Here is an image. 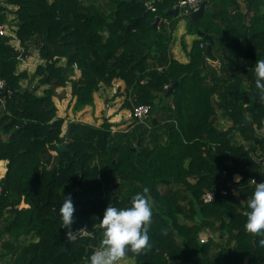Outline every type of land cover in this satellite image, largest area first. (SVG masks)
Listing matches in <instances>:
<instances>
[{
	"label": "trees",
	"instance_id": "16d2710c",
	"mask_svg": "<svg viewBox=\"0 0 264 264\" xmlns=\"http://www.w3.org/2000/svg\"><path fill=\"white\" fill-rule=\"evenodd\" d=\"M146 1L154 5L147 8ZM178 1L104 0L109 11L81 0L0 4V25L6 11L16 21L13 32L0 34V79L2 91L8 90L0 96V173L5 170L0 221L10 214L0 235L12 238L3 244L14 256L11 264H85L99 247L105 208L128 206L144 187L153 201L152 247L139 256L127 255L139 264H199L198 257L200 264H264L261 237L243 227L253 180L233 182V175L243 171L264 176V164L250 155L264 157V136L256 134L264 130V102L253 71L255 62L264 59V0H206L197 19L180 10L167 14ZM156 16L160 20L154 28ZM184 18L181 47L186 51L185 34L203 31L213 40L209 57V40L200 36L187 50V62L174 57L173 33ZM11 33L20 49L10 44ZM31 45L42 62L32 74L17 71ZM219 47H225L221 74L208 68ZM115 79L123 81V90L114 86ZM174 80L178 84L164 97L165 86ZM68 84L73 111L93 105L94 92L104 84L114 86L112 98L125 96L123 108L148 105L149 119L130 118L126 130L116 131L107 119L99 125L69 120L64 137L65 118L57 115L54 97L64 98ZM218 110L231 121L226 129L217 125ZM138 137L140 144L132 150ZM62 142L68 150L59 149ZM258 147L262 153L257 155ZM206 192L214 199L204 201ZM68 194L75 207L73 229L83 226L91 238L65 239L58 203ZM207 227L229 236L234 246L201 241ZM22 236L31 239L22 243Z\"/></svg>",
	"mask_w": 264,
	"mask_h": 264
},
{
	"label": "clouds",
	"instance_id": "9594fccd",
	"mask_svg": "<svg viewBox=\"0 0 264 264\" xmlns=\"http://www.w3.org/2000/svg\"><path fill=\"white\" fill-rule=\"evenodd\" d=\"M255 74V89L259 99L264 102V59L257 60L253 68ZM254 191L247 200V211L244 230L254 237H261L258 241L264 247V179L253 181ZM150 189L144 187L142 192H136L130 198V204L117 208L109 204L99 220L102 230L100 244L92 254L86 258L85 264H121L124 258L132 253L136 256L150 250L149 229L152 223L153 201ZM61 228L65 229V239L71 241L77 233L93 236L86 232L85 227L73 229L75 222V207L71 195L64 196L59 204Z\"/></svg>",
	"mask_w": 264,
	"mask_h": 264
},
{
	"label": "rangeland",
	"instance_id": "374dc122",
	"mask_svg": "<svg viewBox=\"0 0 264 264\" xmlns=\"http://www.w3.org/2000/svg\"><path fill=\"white\" fill-rule=\"evenodd\" d=\"M81 1H82V3L84 5H87V4H89V3L92 2L95 5L102 6L104 10L109 11V9H110V5L107 4V3H105L104 0H81ZM1 3H3V0H0V4ZM3 4H5V3H3ZM6 6L10 10H12V9L15 10L16 9V7L13 6V5L6 4ZM5 17L7 19L6 22L4 24L0 25V34L1 35H6L9 32H13V30L16 28V24L14 23V22H16L15 21V15L13 14V12H7L6 11L5 12ZM179 24H183L184 30H185L186 19L184 18V19L179 20ZM175 34H176V36H174V38L176 40H174V45L177 47V50H178L179 49V44H181V38H182L183 35L180 36L179 39H177L178 38V34H179V30H176V33ZM14 36L15 35H13V37H11L12 40H10V44L12 46H14L15 48L20 49V47L18 45L19 42H18V40ZM185 36L186 35H184V40H185L186 45H187L188 40L186 39ZM193 36H194V38L192 40H194L195 37L198 36V35L195 34ZM192 40L190 39V41H191L190 44H192V42H193ZM190 47H191V45H190ZM219 49H220V51L218 52L217 60L216 61H210V60H208V68L209 67L210 68H213L217 72V74H221V64H222V62L224 61V58H225V55H224L225 47H219ZM179 50L184 51L183 48H181ZM25 52H28V53L25 54ZM25 52H24V55L22 57V60H20V63L17 65L16 70L17 71H21L23 69H26L29 74H32L33 71H34V69H35V67H36V65L39 64V63H41L42 60L39 58V55H38L37 50L34 49V46H32V45ZM185 52L187 54V50ZM36 54H37V56H35ZM78 76H79V71L76 70V74H75L74 78H76ZM21 84H22V86H26L27 85V81L26 80H23L21 82ZM100 87H99V89H100ZM110 89L112 90V88H110ZM113 89H115V88L113 87ZM64 90H65V94L67 93V95H65V97H68V96L71 95V91H70L71 89H70V85L69 84L66 86V88H64ZM111 90H108V91H110V94H111ZM99 94L101 95V93H99ZM107 95H108V93H107ZM214 98H216V95H214ZM59 101L56 104V107H57V112L56 113L58 115L60 114L59 116L65 118L67 120L75 119L74 116L70 115V113H72V112L74 114H76V111H73L72 110V106L74 105V102L75 101L73 102L72 100H69V103H68V99H65L64 101L63 100H59ZM114 104L116 106V102H110V100H106V101H104V104L100 105L101 108L99 110V115H97L95 117H92V119H86L85 116L84 117L80 116V117H78V120H82L83 122H87V123H90V124H93V125H99V124H101L103 122L104 119H107L110 122V124H114L113 122L118 121V119H115L116 116H114V117L111 116L112 115V112H110V110H108ZM71 110H72V112H71ZM79 111H77V113ZM106 111H107V114L104 116V114H105ZM217 112L219 114V119L217 121V125L220 128H222V129L228 128L230 126V124H231V121L227 117L223 116L221 110H218ZM148 119L149 118L147 117L145 121H147ZM125 122H126V120H120L119 121V124L116 125V126H114V129H115L114 131H116V130H126L127 129V125L125 124ZM65 124L66 123H65V120H64L63 125H62V128H63L62 133L66 129L65 128ZM256 134L258 136H264V130H259V131L256 132ZM237 140H238V142H243L244 145L246 147H248V145H249V142L248 141H244L240 136L237 137ZM260 153H262V149L258 147L256 149V154L258 155ZM3 167H4V165H3ZM262 169L263 168L261 167L259 171H261L263 173V170ZM4 173H5V170L3 171V173H0V178L4 175ZM238 180H239V178L237 176H235V179H234V175H233V182H237ZM231 186H233V184ZM232 190H233L234 193L237 192L234 189V186L232 187ZM4 216L7 217V218H9L10 217V214L5 213ZM7 218L0 221V228H2L4 226V224L6 223ZM179 220L181 222L183 221L181 216H179ZM209 232H208V227H207L206 229H204L200 233V238L204 242H206L207 239L210 238V237L213 238V241L214 242L218 241L217 233L209 234ZM30 239H31V236H29V237H23L22 236L21 242L22 243H26ZM8 241L12 242V238L10 237V235L5 234V233H3V234L0 235V264H11V262H12V260L14 258V256L11 253H8V251L6 250V247L3 245L5 242H8ZM126 258H130L129 259L130 260L129 261V264H137V262H138L137 259L132 258L130 256H126Z\"/></svg>",
	"mask_w": 264,
	"mask_h": 264
},
{
	"label": "crops",
	"instance_id": "0c3cea01",
	"mask_svg": "<svg viewBox=\"0 0 264 264\" xmlns=\"http://www.w3.org/2000/svg\"><path fill=\"white\" fill-rule=\"evenodd\" d=\"M176 30H179V34H178V38H177V39H179V37L183 35L182 33L185 32L183 24H179V22L177 23L176 29H175V31L173 33L174 36H176V34H175ZM185 35H186L185 36L186 39L188 40L186 50H189L190 49V45H191L190 44V42H191L190 39L192 40L194 38V36L193 35H189V34H185ZM196 38H199V36H196L195 39ZM181 48H182L181 44H179V49H181ZM179 49L177 50V47L173 43L172 53H173L174 57L180 62H187L188 58H187L186 52L185 51H181ZM35 56H37V54ZM113 84H114V86H119L121 90H123V88H124V83L121 80L115 79L113 81ZM100 86H101L100 89H99L100 92L96 91L93 94V105H88V106L84 107V109L82 108L80 111L78 110L79 111L78 113L76 111L77 115L72 112V110H73V106H72V110H71L72 113H70V115L74 116L75 119H77V120H78V117H80V116H82V117L85 116L86 119H92V117H95V116L99 115V110L101 108L100 105L104 104V101L110 100V102H116V106H117L116 107L115 104H114L108 109V110H110V112H112L111 116H113V117L116 116L115 119H118V121L113 122L114 126L118 125L120 120H126V122H125L126 125L130 124L131 123V119H129L128 116H129V112H130L131 109L123 108V105H122L123 102H124V97L125 96L121 95V96H117L115 98H112L113 93H114L113 92L114 91V89H113L114 86H106L104 84H101ZM110 88H112V90ZM61 90H62V88H58L57 89L58 92L61 91ZM108 90H111V94H110V91H108ZM99 93H101V95ZM107 93H108V95H107ZM65 95H67V93ZM65 99H68V103H69V100H72L73 102L75 101V97L70 95V96L64 97L62 99H58V98L54 97V102H55V104H57L59 100H63L64 101ZM106 114H107V111L105 112L104 116ZM64 120H65V123H66L65 124V128H66V126L68 125V121L69 120H67V119H64ZM72 120H74V119H72ZM80 121H82V120H80ZM62 130H63V128H62ZM0 161H2V160H0ZM235 176H237L239 179H241V175L240 174H238V173L234 174V179H235ZM208 232H209V234L217 233L218 241L215 240L216 242H214V241L213 242L218 244V246H217L218 248H220V246H225V247H228V248H232L234 246V241L229 236H227V237H226V235L220 236L218 230H216V229H210L209 230V228H208ZM210 238L213 240L212 237H210ZM215 249H216V246L212 247V250H215ZM129 259L130 258H126L125 257L124 260L121 262V264H129V261H130ZM137 264H139V261L137 262Z\"/></svg>",
	"mask_w": 264,
	"mask_h": 264
},
{
	"label": "water",
	"instance_id": "95a60500",
	"mask_svg": "<svg viewBox=\"0 0 264 264\" xmlns=\"http://www.w3.org/2000/svg\"><path fill=\"white\" fill-rule=\"evenodd\" d=\"M147 8H150L151 6L154 5V1H146L145 2ZM206 10V0H201L200 3H199V7L196 9V10H189L188 11V16L190 19H197V18H200L203 11ZM179 11V6H175L172 10H169L168 12H166L167 14H171V15H176ZM160 20V17L159 16H156L155 19H154V22L152 23V26L155 28L158 24ZM197 35L200 36V37H204L206 38L207 40H209L208 44L206 45V52H205V56L206 57H209L210 55V52H211V49H212V44H213V40H212V37L211 35H208V34H205L203 31H200L198 30L197 31ZM178 84V81L177 80H174L172 83H170L167 88H166V92L164 94V97H167L169 96L173 89L175 88V86ZM13 88L10 87V91H12ZM7 91L8 90H4L0 93V96L1 94L2 95H6L7 94ZM245 120V119H244ZM68 130H69V126L67 125L66 126V129L64 131V137H67L68 136ZM140 144V137L137 138V141H136V144L134 147H132V150H136V147L139 146ZM59 149L61 151H65V150H68V147H67V143L66 142H62L61 144H59ZM250 155L253 157V159L258 162V163H262L264 164V157H256V155L254 154V152H250ZM222 171H220L219 175H222ZM246 179H252L253 181H257L259 182L261 179H264V176L258 172V171H243L242 172V176H241V180L244 181ZM62 203V201H60L58 204ZM83 234H80L77 233V236L76 237H79V236H82ZM67 240L64 242V249L67 250ZM198 262L200 264V257H198Z\"/></svg>",
	"mask_w": 264,
	"mask_h": 264
},
{
	"label": "built area",
	"instance_id": "2783aa9c",
	"mask_svg": "<svg viewBox=\"0 0 264 264\" xmlns=\"http://www.w3.org/2000/svg\"><path fill=\"white\" fill-rule=\"evenodd\" d=\"M200 0H179L176 6H179L180 14L186 15L189 10H196L199 7ZM154 9V8H152ZM5 33V32H4ZM13 35V33H11ZM76 66V65H75ZM5 82L0 79V92L3 90ZM167 88V85L165 86ZM149 106L146 104H137L132 107L129 112V119L137 120L138 122H144L149 114ZM111 130L114 131V124L111 126ZM252 180V179H251ZM204 201H211L214 199V194L212 192H206L203 194ZM201 241H203L201 239Z\"/></svg>",
	"mask_w": 264,
	"mask_h": 264
}]
</instances>
